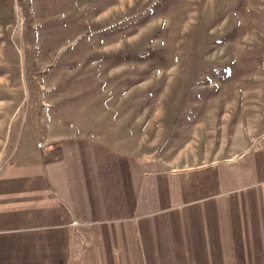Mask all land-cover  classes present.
Here are the masks:
<instances>
[{
    "label": "rangeland",
    "instance_id": "obj_1",
    "mask_svg": "<svg viewBox=\"0 0 264 264\" xmlns=\"http://www.w3.org/2000/svg\"><path fill=\"white\" fill-rule=\"evenodd\" d=\"M52 123L194 165L258 146L264 0H0V168Z\"/></svg>",
    "mask_w": 264,
    "mask_h": 264
},
{
    "label": "crops",
    "instance_id": "obj_2",
    "mask_svg": "<svg viewBox=\"0 0 264 264\" xmlns=\"http://www.w3.org/2000/svg\"><path fill=\"white\" fill-rule=\"evenodd\" d=\"M44 127L0 168V264H264V138L194 165L188 146L141 155Z\"/></svg>",
    "mask_w": 264,
    "mask_h": 264
}]
</instances>
